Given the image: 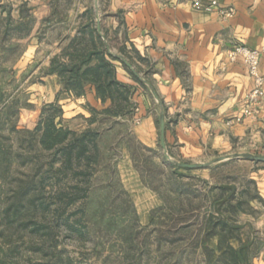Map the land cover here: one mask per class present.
<instances>
[{
  "label": "rangeland",
  "instance_id": "rangeland-1",
  "mask_svg": "<svg viewBox=\"0 0 264 264\" xmlns=\"http://www.w3.org/2000/svg\"><path fill=\"white\" fill-rule=\"evenodd\" d=\"M51 1L0 0V264H264L253 179L264 163L179 167L196 162L161 146L158 103L144 123L132 96L128 112L111 118L66 92L51 61L66 62L72 41L87 44L99 17L83 11L89 0ZM99 33L116 66L146 80L108 21ZM48 106L58 129L97 134L88 169L83 159L65 168L61 149L40 145Z\"/></svg>",
  "mask_w": 264,
  "mask_h": 264
},
{
  "label": "crops",
  "instance_id": "crops-1",
  "mask_svg": "<svg viewBox=\"0 0 264 264\" xmlns=\"http://www.w3.org/2000/svg\"><path fill=\"white\" fill-rule=\"evenodd\" d=\"M198 2L195 8L191 0H89L83 11L98 12L97 32L108 21L118 40L136 52L134 62L147 72L146 80L139 79L154 100L126 67H117L116 79L134 87L132 97L139 102L144 123H153V102L159 105V117L164 111L171 156L195 164L242 154L263 156L264 105L254 120L227 123L239 113L252 79L241 61H227L226 51L234 44L260 50L264 75V0ZM218 6L234 8L235 15L223 21ZM84 99L107 106L92 86ZM253 179L264 201V168Z\"/></svg>",
  "mask_w": 264,
  "mask_h": 264
},
{
  "label": "trees",
  "instance_id": "trees-1",
  "mask_svg": "<svg viewBox=\"0 0 264 264\" xmlns=\"http://www.w3.org/2000/svg\"><path fill=\"white\" fill-rule=\"evenodd\" d=\"M87 35L89 40L81 48H77L75 41H72L73 52L65 55L66 62L60 63L57 58L52 59L49 72L62 78L65 91L76 96L84 95L86 85L93 86L96 97L103 105L107 104L101 113L111 118L120 117L131 106L134 87L116 79L117 66L114 62L121 60L109 52L96 28L88 31ZM130 73L139 85L145 86L136 74ZM57 112L54 106H48L42 122L37 126V131L41 132L40 145L45 149H61L63 167H72L73 160L79 162L83 159L88 169L97 158V134L87 130L76 136L68 129H58L54 122ZM92 112L97 113L95 110ZM86 173L82 172L83 175Z\"/></svg>",
  "mask_w": 264,
  "mask_h": 264
},
{
  "label": "built area",
  "instance_id": "built-area-1",
  "mask_svg": "<svg viewBox=\"0 0 264 264\" xmlns=\"http://www.w3.org/2000/svg\"><path fill=\"white\" fill-rule=\"evenodd\" d=\"M192 7H198V0H191ZM215 4L209 5L206 9L211 10ZM218 15L223 21L231 19L235 15L232 7L218 6ZM262 52L257 49H251L242 44H234L226 51V59L228 62L234 63L241 61L247 69L248 75L252 79V89L246 95L239 113L231 118L227 123L232 125L241 123L244 120L256 119L264 105V75L259 70Z\"/></svg>",
  "mask_w": 264,
  "mask_h": 264
},
{
  "label": "water",
  "instance_id": "water-1",
  "mask_svg": "<svg viewBox=\"0 0 264 264\" xmlns=\"http://www.w3.org/2000/svg\"><path fill=\"white\" fill-rule=\"evenodd\" d=\"M124 61V60H123ZM127 66H129L127 64ZM159 122H160V142H161V146L165 149V121H164V111L160 112V118H159ZM231 158H241V159H245V160H249V161H253V162H258V163H264V156H259V155H252V154H242V155H237L235 157H231ZM230 159V157H226V158H220L219 160H214L213 162L216 161H224V160H228ZM176 164L179 167H183V168H202L204 166H206V164H185V163H180V162H176Z\"/></svg>",
  "mask_w": 264,
  "mask_h": 264
}]
</instances>
